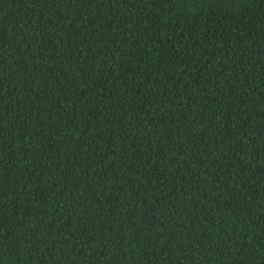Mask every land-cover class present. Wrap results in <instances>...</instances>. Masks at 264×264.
Here are the masks:
<instances>
[{
	"label": "trees",
	"instance_id": "16d2710c",
	"mask_svg": "<svg viewBox=\"0 0 264 264\" xmlns=\"http://www.w3.org/2000/svg\"><path fill=\"white\" fill-rule=\"evenodd\" d=\"M0 264H264V0H0Z\"/></svg>",
	"mask_w": 264,
	"mask_h": 264
}]
</instances>
